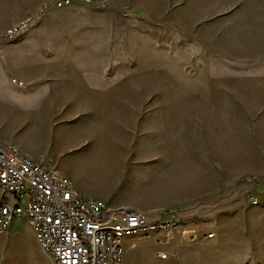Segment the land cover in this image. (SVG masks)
Instances as JSON below:
<instances>
[{
	"label": "rangeland",
	"instance_id": "obj_1",
	"mask_svg": "<svg viewBox=\"0 0 264 264\" xmlns=\"http://www.w3.org/2000/svg\"><path fill=\"white\" fill-rule=\"evenodd\" d=\"M96 2L107 38L84 45L107 60L88 99L107 107L77 108L54 123L51 106L9 114L0 119V143L43 161L83 198L214 234L174 248L165 261L150 241L124 238L122 264H264V119L219 93L250 87L240 84L264 67V0ZM209 93L213 108L203 98ZM183 168L193 184L165 190ZM0 264L53 262L19 218L0 235Z\"/></svg>",
	"mask_w": 264,
	"mask_h": 264
},
{
	"label": "built area",
	"instance_id": "obj_2",
	"mask_svg": "<svg viewBox=\"0 0 264 264\" xmlns=\"http://www.w3.org/2000/svg\"><path fill=\"white\" fill-rule=\"evenodd\" d=\"M69 4L70 0H52L43 5L37 15L9 27L5 40L27 35L51 9ZM11 83L24 86L16 79ZM0 192V235L15 219L25 218L53 264H122L121 242L133 237L150 241L156 247L155 257L165 261L176 247L214 237L212 233L199 237L190 227L181 229L179 218L148 219L141 210L83 198L65 176L11 144L0 143Z\"/></svg>",
	"mask_w": 264,
	"mask_h": 264
},
{
	"label": "crops",
	"instance_id": "obj_3",
	"mask_svg": "<svg viewBox=\"0 0 264 264\" xmlns=\"http://www.w3.org/2000/svg\"><path fill=\"white\" fill-rule=\"evenodd\" d=\"M118 1L124 0H108V4ZM86 2L70 0L69 6L51 9L28 35L8 42L4 40L6 29L37 15L39 8L51 5L52 0H0V119L9 114L20 116L21 111H35L38 107L39 113L43 106H51L48 117L49 122L54 123L57 119L68 121L75 117L77 108L89 107L98 111L107 107L105 99H88V96L98 94L97 87L91 84H96L102 75L107 53L86 51L84 44L92 42L95 36H100L98 42H105L107 33L98 2L94 7L91 5L93 8L87 7ZM93 30L98 32L94 33ZM260 68L255 71L257 75L245 78L247 81L240 84L250 87L234 91L225 88V92H219L231 94L233 99L240 98L241 109L259 114L261 117L257 120L264 119V67ZM11 79L23 82L24 86L12 84ZM207 81L210 85V80ZM215 82L221 87L225 85L222 79ZM209 94L207 97L203 94V98L206 103L208 98V106L213 108V94ZM214 94L217 99L220 98ZM243 97L251 101L245 104ZM32 118L35 119L34 116ZM261 142L264 143V140ZM15 146L29 156L19 146ZM29 157L32 158L31 155ZM190 172L193 173L186 168L178 169L167 179L165 190L190 187L193 184Z\"/></svg>",
	"mask_w": 264,
	"mask_h": 264
}]
</instances>
